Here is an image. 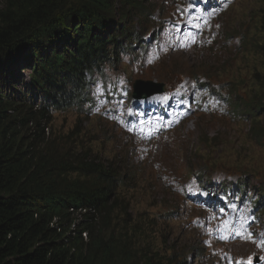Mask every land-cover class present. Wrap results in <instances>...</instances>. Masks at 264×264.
I'll list each match as a JSON object with an SVG mask.
<instances>
[{"label": "trees", "instance_id": "trees-1", "mask_svg": "<svg viewBox=\"0 0 264 264\" xmlns=\"http://www.w3.org/2000/svg\"><path fill=\"white\" fill-rule=\"evenodd\" d=\"M144 9L138 0H4L0 82L14 89L0 84V264H188L140 245L135 226L129 243L119 225L131 216L116 195L126 177L99 161L105 152L83 146L80 124L57 140L49 127L67 105L79 115L101 65L146 51L131 48L139 37L130 28ZM19 70L27 90L15 89Z\"/></svg>", "mask_w": 264, "mask_h": 264}, {"label": "rangeland", "instance_id": "rangeland-1", "mask_svg": "<svg viewBox=\"0 0 264 264\" xmlns=\"http://www.w3.org/2000/svg\"><path fill=\"white\" fill-rule=\"evenodd\" d=\"M3 4L4 0H0V10ZM183 7L185 0H144L146 10L143 18L137 21L138 29L143 31L141 36L157 37L160 50L167 49L165 42L169 41L174 30L166 22L170 19L178 21ZM259 16L264 17V0H234L222 17L217 15L212 23L207 21L206 24L210 25L201 35L202 42L196 44L204 46L205 50L164 54L154 61L157 50L150 46L141 55L133 57L129 65L125 64L124 58L123 62L120 60L114 63L115 66L104 68L105 75L119 78L122 87L128 89V101H131L129 92L132 93L135 80L163 82L167 87L180 79L178 89L194 93L203 102L206 97L194 87L190 77H204L208 83L221 89L216 93L214 88L211 99L227 96V91L234 90L236 95L247 100L255 90L257 108L259 100L264 101V60L250 53L239 54L238 41L230 38L252 33ZM222 42L227 50H220ZM17 73L20 78L15 89L27 90L28 75ZM253 76L257 77L256 86ZM100 79L97 75L94 80L98 92ZM0 84H9L14 89L9 81L2 80ZM120 92L125 95L123 90ZM104 110H96L85 117L73 111L53 114L49 125L51 136L57 140L62 132L80 124L84 147L92 145L95 152H105L102 157L118 156L119 161L126 163L127 170L135 174L137 181L133 188L120 192L121 198L132 214L145 213L142 220L146 222L154 214L171 216L173 219L166 224L169 230L166 239L181 245L177 252L180 257H183L182 246L194 243L199 257L192 264H227L230 257L251 261L262 258L264 261V247L257 238V234H264V213H261L263 217L259 219V225L251 226L254 230L251 239L221 245L213 237L215 222L210 220V214L194 207L184 193L185 187L225 186L235 190L233 186L238 180L246 184L248 198L258 197L260 207L263 206L264 109L257 111L254 119L232 115L228 109L212 113L202 110L201 115L194 113L172 131L148 143L132 139L118 128L117 123L122 126V122L116 123L112 119L116 110ZM138 121L143 122L142 126L132 127L133 135L146 134L151 124L145 117ZM197 221L205 222L206 229L196 231L194 225ZM151 224L148 223L149 236ZM158 241L157 238L155 242Z\"/></svg>", "mask_w": 264, "mask_h": 264}, {"label": "bare ground", "instance_id": "bare-ground-1", "mask_svg": "<svg viewBox=\"0 0 264 264\" xmlns=\"http://www.w3.org/2000/svg\"><path fill=\"white\" fill-rule=\"evenodd\" d=\"M142 18L143 17H141V19ZM114 19H115L116 24H118L120 27H122V28L125 27L123 23L118 22L117 18H114ZM213 21H214V19L211 20V23ZM206 23H207V21L204 23L203 28L210 25V24H206ZM130 28L133 29V32H135V30H136V32L134 33V34H136V36H141L143 34V31L142 30H139L135 26H132ZM187 31H189L190 33H194V29H192V27H190V26H187L186 29H185V31H183L181 33V36L176 40V41L181 42L182 47H185L184 45H186L188 43H190V44L192 43V42H186L185 41V36L188 33ZM122 37H126V36H122ZM169 38L172 39L170 36H169ZM137 39H139V42H137V44H136V42H132L131 43V48H133V45H138V43H140V44L141 43L142 44L143 43L144 44L146 43V45H149L151 47H155L156 50H160V46L158 44L159 42L156 41L158 39L157 37H155V38H148V36H143L142 38H137ZM197 39L199 40V42H202V39H201V36L200 35H199V38H197ZM144 41H148V42H144ZM153 41H156V42H153ZM165 46L169 48L171 45H169V44H167L165 42ZM176 48L179 49L178 46H176ZM193 48L194 49L202 50V47L201 46H197V47H193ZM125 50H127V48ZM124 58H126L125 64L126 65H129V63H131V61L133 60V53H130V54H123L122 53L120 56H118L116 58V61L119 62L121 60L123 62V59ZM110 66L111 67L115 66L112 63V61H109V62H107L104 65H101L99 72H97L94 75L89 76L87 78V81H86L87 90L86 91H87L88 95H87V97H83V98H80V99L77 100V103H78V108L77 109H78L79 115L82 114V112L85 111V110H87V109H90V108H92V107H94L96 105H100V104L104 103L107 100L105 98L106 95H109V94L114 95V93H115V92H113V89L114 88H112V87L109 86V85H112L113 83H110V82H112V81L115 82L116 86L118 88H120V89L123 90L122 84L119 82V78L118 77L113 76V78H112V77H107L105 75L104 68H107V67H110ZM19 71L24 73V71H21V70H19ZM97 75H99L100 78H101L100 81H99V88H100V91L99 92L97 91V89L95 87V83H94L95 77ZM3 80H5V79L3 78ZM150 84H151L152 87H155V89H161L160 92H157L155 94H160V93H162L165 90L163 88L164 87V84H162V83H156V82L150 81ZM11 85L13 86L12 83H11ZM8 86H9V84H8ZM197 106H199V105H197ZM66 107H65V109H62V110L64 112L70 113L69 109H66ZM194 112H195V115H201V112L199 110H197V109H195ZM116 113H118V111ZM78 118L81 119V117H79V116H78ZM185 259L187 260L188 264H192L195 261L194 258H191V259L185 258Z\"/></svg>", "mask_w": 264, "mask_h": 264}, {"label": "water", "instance_id": "water-1", "mask_svg": "<svg viewBox=\"0 0 264 264\" xmlns=\"http://www.w3.org/2000/svg\"><path fill=\"white\" fill-rule=\"evenodd\" d=\"M160 91L161 89H155V87H152L149 84H144L142 82H136L133 85L132 98L134 100H138V99H141L148 95L155 94Z\"/></svg>", "mask_w": 264, "mask_h": 264}, {"label": "snow or ice", "instance_id": "snow-or-ice-1", "mask_svg": "<svg viewBox=\"0 0 264 264\" xmlns=\"http://www.w3.org/2000/svg\"><path fill=\"white\" fill-rule=\"evenodd\" d=\"M194 39L195 38L192 37L193 42H194ZM184 46H186V45H184ZM164 99H167V97H165ZM233 231H235V229H233ZM237 234H239V233H237ZM251 235H252L251 233L248 234L249 238L251 237ZM262 235H264V234H262ZM221 238H227V237H221ZM260 246L264 247V240L261 241ZM236 264H245V262L244 261H239V262H236ZM247 264H252L251 259H249Z\"/></svg>", "mask_w": 264, "mask_h": 264}]
</instances>
